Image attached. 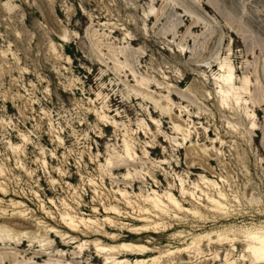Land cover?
I'll return each mask as SVG.
<instances>
[{
  "label": "rangeland",
  "instance_id": "rangeland-1",
  "mask_svg": "<svg viewBox=\"0 0 264 264\" xmlns=\"http://www.w3.org/2000/svg\"><path fill=\"white\" fill-rule=\"evenodd\" d=\"M263 250L264 0H0V264Z\"/></svg>",
  "mask_w": 264,
  "mask_h": 264
},
{
  "label": "bare ground",
  "instance_id": "bare-ground-1",
  "mask_svg": "<svg viewBox=\"0 0 264 264\" xmlns=\"http://www.w3.org/2000/svg\"><path fill=\"white\" fill-rule=\"evenodd\" d=\"M223 81L225 82V84L227 85V86H232V84H231V75L230 74H228L226 77H224L223 78ZM224 93H225V91H224ZM71 244V243H70ZM119 247L120 248H122L123 250H125L128 254H136L135 252H134V249H135V247H131V246H129V244H124V243H122V244H120L119 245ZM114 250V248L112 249L111 247H108V248H106V247H102V248H100V250ZM116 249V248H115ZM142 249V248H141ZM143 250V249H142ZM264 251V250H263ZM259 255V254H258ZM256 259V258H255ZM257 259L259 260L257 263H264V261H262L261 259H263V257H261L260 255H259V257H257ZM261 260V261H260ZM257 260H255V262H256Z\"/></svg>",
  "mask_w": 264,
  "mask_h": 264
}]
</instances>
